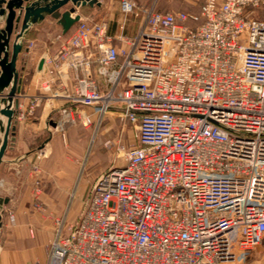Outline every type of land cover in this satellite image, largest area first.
<instances>
[{"label": "built area", "instance_id": "obj_1", "mask_svg": "<svg viewBox=\"0 0 264 264\" xmlns=\"http://www.w3.org/2000/svg\"><path fill=\"white\" fill-rule=\"evenodd\" d=\"M120 6L143 12L135 34L80 15L44 55L45 90L74 75L72 91L52 93L65 99L61 126L101 124L115 111L139 134L96 178L76 221L54 217L49 264H229L264 244V0Z\"/></svg>", "mask_w": 264, "mask_h": 264}, {"label": "crops", "instance_id": "obj_2", "mask_svg": "<svg viewBox=\"0 0 264 264\" xmlns=\"http://www.w3.org/2000/svg\"><path fill=\"white\" fill-rule=\"evenodd\" d=\"M120 3L121 0H100V4L76 6V12L81 18L106 20L108 23L113 21L108 29L112 35L120 32L135 34L142 18L139 21L128 20V16L132 14L125 15L121 11ZM118 12L124 14V18H118L115 23L113 18ZM0 20V28H3L5 16H0ZM126 26L127 29L133 27L132 32H126ZM58 31H62V27L58 22L54 24V19L49 15L42 23L32 25L24 37L23 49L18 58L19 81L14 98L16 113L9 142L0 162V211L3 214V225L0 228V264H36L38 261L49 264L48 248L56 230L54 217L67 214L69 222L79 218L70 220V208L63 207L72 205L76 192L81 198L82 190L86 188L82 186L79 164L82 153H85V146L77 142L78 135L86 137V130L81 129L77 133L73 127L61 126L59 119L62 116L58 105L65 104V99L52 96L54 91H72L74 75L72 71H68L63 76H55L51 80L52 89L45 90L42 87L48 76V64L45 60L42 68H39L45 54L52 56L58 52ZM28 40H34L35 46L25 55V43ZM100 84L106 86L103 80H100ZM36 96H42L43 101L32 108L31 101ZM74 108L77 112L85 109L92 115L95 112L89 106L76 105ZM0 118L3 123L6 122L5 116L1 115ZM2 136L0 129V142ZM37 176L41 178L40 194L35 192ZM90 197L91 194L88 199ZM37 203L44 206L43 210L34 207ZM12 209L16 212L14 221L8 215ZM245 253L246 251L237 250L234 261L242 263Z\"/></svg>", "mask_w": 264, "mask_h": 264}, {"label": "rangeland", "instance_id": "obj_3", "mask_svg": "<svg viewBox=\"0 0 264 264\" xmlns=\"http://www.w3.org/2000/svg\"><path fill=\"white\" fill-rule=\"evenodd\" d=\"M140 5L148 6L152 3L162 11L166 10H194L197 9L199 3L195 0H134ZM143 12H140L138 16H128V20L136 21L140 20ZM124 18V14L121 12L114 15V21L117 19ZM113 21L109 23L111 25ZM133 27L126 28L125 31L132 32ZM24 44V43H23ZM85 111V109L83 110ZM81 113H87L86 111ZM89 114V113H88ZM65 128H75L77 133L81 129L86 130V137L78 135L77 142L79 145L85 146V153L80 157V179L82 180V186H86L82 190V196L79 198L78 192L73 200L71 206L63 207L69 209L70 220L77 219L82 210L84 209L89 195L92 192L93 184L96 180V176L103 170L107 169L116 162L122 161V146L129 147L137 145L139 143V134L133 123H131L124 116L117 113H108L102 124H92L85 126L83 121L76 117V122L71 126L63 124ZM35 208L43 210L44 206L34 205ZM46 208V207H45ZM14 214L15 211L12 209L9 211ZM74 222V221H73ZM245 258L242 263L232 261L229 264H264V244L255 247L252 250L246 251Z\"/></svg>", "mask_w": 264, "mask_h": 264}, {"label": "water", "instance_id": "obj_4", "mask_svg": "<svg viewBox=\"0 0 264 264\" xmlns=\"http://www.w3.org/2000/svg\"><path fill=\"white\" fill-rule=\"evenodd\" d=\"M100 4V0H0V16H5V26L0 28V162L9 142L10 130L16 113L14 98L19 81L18 58L23 49V40L29 28L46 16L56 19L64 34L80 19L76 6ZM70 4V5H68ZM68 6V7H67ZM64 7H67L63 10ZM41 59L39 68H42ZM7 88L8 91H5ZM3 104V105H2ZM7 202L8 199H5ZM2 200L0 199V209ZM3 214L0 211V228Z\"/></svg>", "mask_w": 264, "mask_h": 264}, {"label": "trees", "instance_id": "obj_5", "mask_svg": "<svg viewBox=\"0 0 264 264\" xmlns=\"http://www.w3.org/2000/svg\"><path fill=\"white\" fill-rule=\"evenodd\" d=\"M196 1V3L198 2L199 3V6H198V8L197 9H194V10H191V11H198L199 10V8H200V5L202 4V2H203V0H195ZM132 15H134V14H132ZM136 16V15H135ZM54 19V18H53ZM43 21V20H42ZM42 21L41 22H38V23H35V24H40V23H42ZM57 23V20L56 19H54V24H56ZM126 28H127V26H126ZM127 32V31H126Z\"/></svg>", "mask_w": 264, "mask_h": 264}]
</instances>
